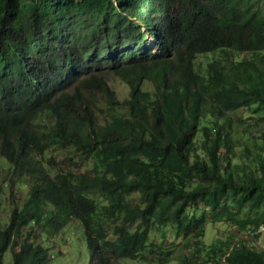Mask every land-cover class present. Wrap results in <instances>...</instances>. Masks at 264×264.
<instances>
[{"label": "trees", "instance_id": "obj_1", "mask_svg": "<svg viewBox=\"0 0 264 264\" xmlns=\"http://www.w3.org/2000/svg\"><path fill=\"white\" fill-rule=\"evenodd\" d=\"M35 55L53 77L35 74L43 58L26 64ZM72 155L95 164L61 168ZM0 156L10 188L29 185L0 217V264L7 249L12 264H49L35 228L71 219L89 264L155 248L148 264H219L232 243L224 264H264L239 236L264 222V0H0ZM209 223L235 232L204 244Z\"/></svg>", "mask_w": 264, "mask_h": 264}, {"label": "rangeland", "instance_id": "obj_2", "mask_svg": "<svg viewBox=\"0 0 264 264\" xmlns=\"http://www.w3.org/2000/svg\"><path fill=\"white\" fill-rule=\"evenodd\" d=\"M227 52V51H226ZM217 55H222V52H218ZM216 55V56H217ZM232 54L230 52H227V58H230ZM249 56L248 53H240L238 54V58H247ZM214 55L208 53L199 55L197 59L195 60V66L196 68L202 73L205 74V69L208 63L213 61ZM104 72V76L109 79V84L112 88H114L120 98H123L127 95V88L126 86L111 77V75H107L106 71ZM146 85V84H145ZM252 113L245 112L244 116L249 117V120L253 122V119L251 118ZM263 128L259 126H253L251 127V132L255 136H260L262 133ZM257 142H260V138H255ZM251 147V146H250ZM73 159H66V160H60V166L63 169L71 168L74 170V172H82L84 167L81 165L82 161H86L87 165L92 166L95 164V161L92 159L85 160L84 158L78 156V155H72ZM236 161L239 160V157H235ZM233 161V156H232ZM101 167V164L100 166ZM10 168V164L5 160L4 157L0 156V214L5 215L8 217L9 210L11 208L10 204V198L16 199L18 201H21L24 199L28 185L27 184H20L18 181L13 185L12 188H10V173L11 171H8ZM91 210H94V206H91ZM106 224V221H104ZM171 227H167V232ZM206 235L203 237V243L204 244H210L212 242H216L217 239L224 238L226 234H228V231L231 230L232 232H235V229L224 223H216V224H207L206 226ZM39 231L40 228L37 229V240L39 241ZM230 233V232H229ZM159 236V234H158ZM172 238L167 236L166 241H164L165 245H168L171 243ZM41 242L43 245L47 248L49 253V261L51 264H88L89 260V253L86 246V241L83 233V229L80 226V224L73 220L69 222L63 229H61L59 232L55 234H47L44 233L41 236ZM171 246V245H170ZM172 249L176 250L174 246ZM193 246L191 250H194ZM159 249L155 248L151 252L154 256L158 254ZM148 254L147 259L144 261H139L138 259L133 261H126L122 262L120 264H148L150 261V254ZM177 253V251H176ZM165 252H160L159 256L164 255ZM172 260L169 262L171 264ZM3 264H12L11 254L10 251L7 250L3 255ZM213 264V263H208Z\"/></svg>", "mask_w": 264, "mask_h": 264}, {"label": "clouds", "instance_id": "obj_3", "mask_svg": "<svg viewBox=\"0 0 264 264\" xmlns=\"http://www.w3.org/2000/svg\"><path fill=\"white\" fill-rule=\"evenodd\" d=\"M111 1H113V2H115V0H111ZM147 38H148V40H149V44H151L152 45V40H153V38L150 36V35H147ZM155 53H157V51H155ZM205 54H208V53H205ZM211 54V53H210ZM200 55H203V54H200ZM199 56V55H198ZM197 56V57H198ZM197 57H196V59H197ZM35 58H37V59H39V58H43V60H41V61H38L37 62V64H36V68L35 69H38V71L39 72H35V74H37V75H46V76H49V77H53V73L51 72L53 69L51 68V66L49 65V63H48V61L43 57V56H41V55H35V56H32V57H29V58H27V59H25V62H26V64L31 68L32 66H33V64H34V60H35ZM195 59V60H196ZM119 97V96H118ZM120 98V97H119ZM30 184V183H29ZM29 186V185H28ZM27 191H28V189H27ZM26 194H27V192H26ZM14 200H16V199H14ZM18 201V200H17ZM18 202H21V201H18ZM10 204H11V206H12V200H11V198H10ZM20 204V203H19ZM11 209V208H10ZM9 214H10V210H9ZM9 214H8V216H9ZM0 217H2V219H4V220H6L8 217H6L5 215H1L0 214ZM73 220H75V221H77L78 223H79V221L78 220H76V219H71L69 222H71V221H73ZM68 222V223H69ZM67 223V224H68ZM66 224V225H67ZM80 224V223H79ZM264 225V222H261V223H258V224H252V225H249V226H247V227H245L241 232H239V236L241 237V238H244V239H247L246 238V231L248 230V229H255V228H257L259 225ZM65 225V226H66ZM64 226V227H65ZM80 226H81V224H80ZM63 227V228H64ZM82 227V226H81ZM39 227H36L35 229L37 230ZM63 228H61V229H63ZM60 229V230H61ZM83 229V228H82ZM59 230V231H60ZM58 231V232H59ZM44 233H47V232H42V231H39V243L41 244V245H43V243L41 242V236H42V234H44ZM84 233V232H83ZM47 234H49V232L47 233ZM52 234V233H51ZM53 234H55V233H53ZM84 237H85V235H84ZM239 238V237H238ZM237 239V238H236ZM248 240V239H247ZM86 241V240H85ZM235 246H237V244H234ZM44 246V245H43ZM7 250H9V249H7ZM6 250V251H7ZM233 250V243L225 250V253L223 254V256L221 257V261H220V263L219 264H224V257H225V255H228L231 251ZM5 251V252H6ZM10 251V250H9ZM11 254V253H10ZM50 256V255H49ZM120 263H122V262H120ZM49 264H51L50 263V261H49ZM88 264H89V260H88ZM214 264V263H213Z\"/></svg>", "mask_w": 264, "mask_h": 264}, {"label": "built area", "instance_id": "obj_4", "mask_svg": "<svg viewBox=\"0 0 264 264\" xmlns=\"http://www.w3.org/2000/svg\"><path fill=\"white\" fill-rule=\"evenodd\" d=\"M255 234H264V225L261 224L255 229H248L246 231V238L248 239V242H254L257 246L264 248V241L259 242V238L256 237Z\"/></svg>", "mask_w": 264, "mask_h": 264}]
</instances>
